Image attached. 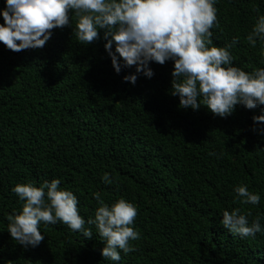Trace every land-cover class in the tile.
I'll return each instance as SVG.
<instances>
[{
    "label": "trees",
    "instance_id": "16d2710c",
    "mask_svg": "<svg viewBox=\"0 0 264 264\" xmlns=\"http://www.w3.org/2000/svg\"><path fill=\"white\" fill-rule=\"evenodd\" d=\"M215 7L209 47L238 38L229 49L234 65L264 67V41L246 39L264 0H216ZM76 23L73 13L71 28L54 29L43 48L15 52L0 42V264H264V232L241 238L222 224L223 212L236 208L250 212V223L264 217V135L252 119L264 106L238 105L227 117L206 106L180 108L170 94L171 60L152 62L150 79L125 82L135 69L117 74L103 32L87 45ZM52 179L77 196L85 220L99 206L96 193L109 205L133 203L134 251H121L120 262L104 258L94 225L91 239L62 222H42L37 247L11 238L8 217L24 203L12 189ZM239 185L259 193V204L242 203Z\"/></svg>",
    "mask_w": 264,
    "mask_h": 264
},
{
    "label": "clouds",
    "instance_id": "9594fccd",
    "mask_svg": "<svg viewBox=\"0 0 264 264\" xmlns=\"http://www.w3.org/2000/svg\"><path fill=\"white\" fill-rule=\"evenodd\" d=\"M0 9L4 23H0V42L8 49L20 52L43 48L53 30L68 26L71 16L77 18L75 33L87 45L101 38L117 74L124 69L135 71L123 76L135 85L140 75L152 78L151 63L165 64L171 60L172 96L178 97L179 107L199 110L206 106L210 112L227 117L241 105L247 109L264 106V67L246 72L235 66L229 49L211 46L218 25L216 0H4ZM251 46L264 41V14L258 16L247 35ZM202 98V103H201ZM253 131L264 135V115L252 117ZM110 175L103 180L110 182ZM60 179L44 181L35 186L29 182L18 184L12 191L24 201L22 211L8 217V232L17 243L37 247L45 240L41 223L62 222L83 238H93L95 226L104 244L101 254L113 262H120L121 251H134L131 241L140 233L134 228L136 206L124 198L109 205L95 194L98 208L94 218L85 220L79 214L78 198L70 190L60 187ZM234 191L244 204L258 205L261 196L249 191L247 185ZM250 212L239 208L224 211L222 224L241 238L255 237L264 232V217L249 222ZM87 225V226H86Z\"/></svg>",
    "mask_w": 264,
    "mask_h": 264
}]
</instances>
